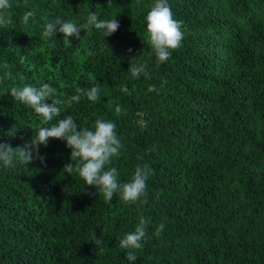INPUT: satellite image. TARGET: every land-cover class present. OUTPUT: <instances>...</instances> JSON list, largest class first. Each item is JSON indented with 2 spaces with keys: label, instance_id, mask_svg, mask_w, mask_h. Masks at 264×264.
I'll return each instance as SVG.
<instances>
[{
  "label": "trees",
  "instance_id": "trees-1",
  "mask_svg": "<svg viewBox=\"0 0 264 264\" xmlns=\"http://www.w3.org/2000/svg\"><path fill=\"white\" fill-rule=\"evenodd\" d=\"M11 3L12 22L0 26V142L22 146L67 115L90 129L100 118L116 124L124 145L105 168L116 167L121 183L137 164L153 174L147 204L118 193L106 203L78 173L63 170L71 162L66 141L41 145L45 163L0 162V264H264V0H168L184 38L159 64L146 27L155 0ZM28 11L34 16L23 23ZM91 12L116 16L119 29L108 37L82 30L68 43L62 33L42 36L45 20L79 24ZM132 62H146L151 78L132 77ZM25 83H50L64 99L77 87L99 86L100 98L65 104L44 124L11 95ZM141 214L150 221L147 235L129 261L119 240Z\"/></svg>",
  "mask_w": 264,
  "mask_h": 264
},
{
  "label": "clouds",
  "instance_id": "clouds-1",
  "mask_svg": "<svg viewBox=\"0 0 264 264\" xmlns=\"http://www.w3.org/2000/svg\"><path fill=\"white\" fill-rule=\"evenodd\" d=\"M11 8V0H0V26L7 27L11 24ZM32 16H34L33 12H26L22 17V22L27 23ZM115 17L102 20L97 12H91L87 15L86 20L79 24L61 18L45 20L42 36L50 40L51 37L62 33L65 42L68 43L69 38L79 40L82 30L89 32L94 27L97 30H102L104 37H108L120 27V22ZM146 21L148 43L154 51L157 63L166 62L171 56L170 50L181 46L184 38L183 21L173 18L168 0H155L147 12ZM51 46L55 47L54 44ZM131 51L132 49H129V52ZM20 62L23 63V58ZM2 67L8 68V64L5 62ZM147 68L146 62L140 64L132 62L128 70L134 78H139L143 74L150 79L151 76ZM5 76L15 79L11 72L5 73ZM10 90L14 99L34 110L37 115L43 118L44 124L52 121L54 117L61 116V108L65 104L70 106L73 102L79 103L85 96L93 102L100 98L99 86H93L88 90L77 87L75 94L67 99L60 98L56 88L50 83H43L39 87L25 83L23 86H13ZM148 91H156L155 86H150ZM49 99H51V103L47 102ZM122 111L119 105L115 108L117 116ZM50 138L66 141L67 147L71 149V162L65 164L63 170L69 175L73 172L78 173L86 185L94 186L99 195H103L106 203H110L117 193L124 202L148 203L146 182L153 174V169L148 164H137L131 179L123 183L118 179L120 173L116 167L105 168L111 163L112 157L121 154V149L124 147L117 135L116 124L109 120L97 118L94 128L90 129L82 128L72 115H67L50 127H38L35 130V135H32L31 139L22 146L14 148L9 143L0 142V162L6 168H14L17 162L28 165L36 159L45 163L46 154H40V147L41 145L47 146ZM154 150L155 146L149 149V151ZM149 223L150 221L141 214L135 230L126 233L119 240V246L127 250L126 257L129 261H135L137 259L136 250L143 248L142 241L146 238ZM164 228L165 224L161 223L154 234L159 236ZM90 241L97 246L96 248H100L103 243L101 237L96 234H93ZM100 250L103 251V248Z\"/></svg>",
  "mask_w": 264,
  "mask_h": 264
}]
</instances>
